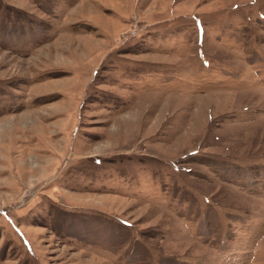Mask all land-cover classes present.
I'll list each match as a JSON object with an SVG mask.
<instances>
[{
  "label": "rangeland",
  "instance_id": "374dc122",
  "mask_svg": "<svg viewBox=\"0 0 264 264\" xmlns=\"http://www.w3.org/2000/svg\"><path fill=\"white\" fill-rule=\"evenodd\" d=\"M0 264H264V0H0Z\"/></svg>",
  "mask_w": 264,
  "mask_h": 264
}]
</instances>
